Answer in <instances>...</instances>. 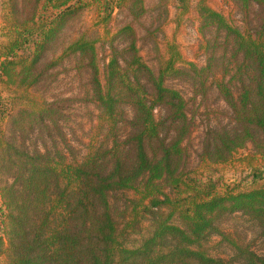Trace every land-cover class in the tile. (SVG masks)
Segmentation results:
<instances>
[{
  "label": "trees",
  "instance_id": "16d2710c",
  "mask_svg": "<svg viewBox=\"0 0 264 264\" xmlns=\"http://www.w3.org/2000/svg\"><path fill=\"white\" fill-rule=\"evenodd\" d=\"M20 1L2 0L9 40L0 75L22 91L8 114L11 131H0L6 264H264V179L254 164L264 161V0H230L244 27L206 0L195 3L203 63L185 58L167 24L145 28V46L155 54L147 60L132 22L106 41L91 29L70 36L60 54L48 58L84 6ZM129 2L138 21L144 0ZM176 4L180 16L189 11V0ZM155 9L152 23L168 20L166 8ZM26 45L27 55L15 53ZM63 59L75 62L80 98L96 109L81 148L61 133L59 120L67 116L58 103L31 94ZM218 109L227 121L204 126L193 167L197 115ZM244 150L249 186L224 188L213 169L204 173ZM232 213L255 223L262 252L219 230ZM214 232L236 252L231 259L208 252L204 244Z\"/></svg>",
  "mask_w": 264,
  "mask_h": 264
},
{
  "label": "rangeland",
  "instance_id": "374dc122",
  "mask_svg": "<svg viewBox=\"0 0 264 264\" xmlns=\"http://www.w3.org/2000/svg\"><path fill=\"white\" fill-rule=\"evenodd\" d=\"M78 1L84 6L81 9L82 11L79 12L80 14L78 16H75V20L70 22V25H72L64 31L63 37L58 39L51 47L50 51H48V58L53 59L54 57H57L60 54L66 40L70 36L79 35L84 31L89 33L91 29L96 34L98 33L101 41H106L112 36V34L115 33L119 26L132 22L134 23V27L138 34L139 44L143 47L141 50L142 54L147 60H152L155 54L153 51L148 50L149 46H145V43H148L147 40V42L143 40L144 35H146L145 28L148 29V31H153L155 26L157 27L162 24L164 26L167 24L165 27L167 34L170 35L172 30L175 31V43L182 51L185 58L198 63H203L204 61V49L200 47L201 36L199 35L197 29V16L193 10V6L198 0H189V11L182 16H180V10L177 9L176 0H144L145 10L138 21H132L131 19L129 8H127V5L129 7V4L131 3L129 0H125L120 4L119 0ZM105 2H108L110 5L106 11L103 8V4ZM206 2L212 9L227 16L231 22L233 21L232 23L244 27L245 19L243 15L230 0H206ZM19 4L21 5L20 0ZM157 5L163 6L168 10L167 21L151 22L157 16V10L155 9ZM255 14L256 11L253 16ZM177 16L180 18V24L177 28H175V19ZM250 18L253 19L252 24L257 22L254 20V17L250 16ZM256 20H258V18ZM8 21L9 18L7 16L6 6H3L2 0H0V63L4 58L2 56L3 48L9 40ZM115 43H118V41L116 40ZM118 44L120 45V42ZM27 45L30 46L31 42ZM27 45L23 47L24 50H16L15 53H17V55H27L31 51ZM74 63L75 62L73 60L63 59L49 72L47 79L39 90H32L31 94L41 96L47 102L53 101L58 103L57 105H59V108L61 107L60 109L63 115L66 114L67 116V122H65L66 117L60 118L59 120L61 133H63V136L66 134L67 137L71 139L70 141L77 146V148H81L82 142L85 143L88 141V127L96 122V118L94 117L96 109L92 104L85 103L84 100L80 98L82 92H80L81 90L79 84L82 81V77L81 75H78ZM21 93L22 91L18 90L12 83H8L6 79L0 75V117L2 118H0V131L4 135L11 131L8 114L13 107V98ZM206 112L197 115V120L200 121V123L198 124V129L196 130L195 135L190 141V152L191 160H193V167L196 166V162L198 161L197 154L199 153L200 146L199 136L201 135L200 132L204 129V126H212L218 121H223V123L227 121V116L224 110L221 111L218 109L215 114H211L209 112L205 115ZM35 137V135L29 137L28 142H33ZM56 139L58 141L61 140L62 135L56 136ZM36 143L40 145L41 142L40 140H37ZM245 154H247L246 150L240 151L234 155L233 160L228 164L207 168L204 170V173L207 174L213 169V177L216 179L218 178L224 188L227 186L232 187L237 185L242 186V188L247 187L250 185L252 180V171L250 170L249 164H247L248 157L244 156ZM241 159L243 160L241 161ZM254 164H258L261 171V179H264V161L262 160ZM200 170H203V168ZM1 203L2 201L0 197V212L2 207ZM1 219L0 215V239L2 240V245L0 244V264H6L7 257L4 253H1L6 239ZM218 227L220 231L235 240L238 245L244 247L249 246L251 250H254L257 253L262 252L263 245L262 240L259 237L258 227L255 223L249 221L240 213H232L225 216L219 223ZM135 238H137L136 235ZM204 245L211 255L231 259L233 255L236 254V252H233L227 245L225 240H221V235L217 232L208 236Z\"/></svg>",
  "mask_w": 264,
  "mask_h": 264
}]
</instances>
